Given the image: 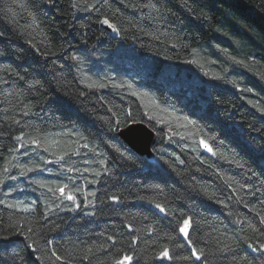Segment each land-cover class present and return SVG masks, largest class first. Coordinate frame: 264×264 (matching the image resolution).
Listing matches in <instances>:
<instances>
[{
  "label": "trees",
  "instance_id": "obj_1",
  "mask_svg": "<svg viewBox=\"0 0 264 264\" xmlns=\"http://www.w3.org/2000/svg\"><path fill=\"white\" fill-rule=\"evenodd\" d=\"M261 221L264 0H0V264H264Z\"/></svg>",
  "mask_w": 264,
  "mask_h": 264
},
{
  "label": "water",
  "instance_id": "obj_2",
  "mask_svg": "<svg viewBox=\"0 0 264 264\" xmlns=\"http://www.w3.org/2000/svg\"><path fill=\"white\" fill-rule=\"evenodd\" d=\"M102 27L109 33L116 31H113L114 27H109V24L103 23ZM149 129L150 128H148V126L144 123H134L122 129L118 133V137L130 150L139 156L151 158L153 156V148L156 143V136ZM190 230L191 229H189V233ZM160 260L162 262H166L167 257L161 256Z\"/></svg>",
  "mask_w": 264,
  "mask_h": 264
},
{
  "label": "snow or ice",
  "instance_id": "obj_3",
  "mask_svg": "<svg viewBox=\"0 0 264 264\" xmlns=\"http://www.w3.org/2000/svg\"><path fill=\"white\" fill-rule=\"evenodd\" d=\"M104 24H109L108 20H104L103 21ZM109 27H112L109 24ZM113 31H115V29L113 28ZM191 123V121H190ZM202 144H204L205 148H208V151H212L211 148L208 147L207 144L204 143V141H201ZM123 155V153H121ZM5 171H7V169H5ZM49 191H52V189H49ZM58 191L60 192L61 196L65 195V189L64 188H59ZM67 199L69 201H73L74 202V197L71 194L67 195ZM142 199V198H141ZM113 202H118V198L117 197H112ZM151 203V202H149ZM155 208L159 210V212L161 213H165V208L162 207L160 204H156ZM262 224H264V221H261ZM191 227V219L190 218H185L182 220L178 231L179 233L183 236L184 241L186 242V246L189 247L191 249V256L195 258L196 261H201L204 259H207L206 256H204L201 252H199L195 246L193 245V242L190 239V233H189V229ZM109 239H112L111 237H109ZM28 247H31V245H28ZM249 248H252V251L254 252H258L261 254L262 257H264V243L260 244L259 246L253 247V245L249 244L248 245ZM53 255H55V253H53ZM162 256L164 257H168L169 256V251L167 249H165L162 253ZM39 259V258H37ZM57 259H60L59 256H57ZM132 261V257L131 256H123L120 259H117L116 264H129V262Z\"/></svg>",
  "mask_w": 264,
  "mask_h": 264
},
{
  "label": "bare ground",
  "instance_id": "obj_4",
  "mask_svg": "<svg viewBox=\"0 0 264 264\" xmlns=\"http://www.w3.org/2000/svg\"><path fill=\"white\" fill-rule=\"evenodd\" d=\"M155 136H156V143H155V145H154V147L156 146V144H157V140H158V135H157V133H156V131H154L153 129H149Z\"/></svg>",
  "mask_w": 264,
  "mask_h": 264
}]
</instances>
